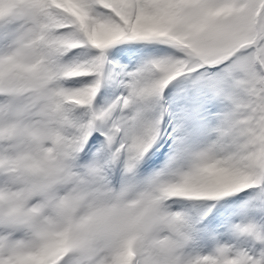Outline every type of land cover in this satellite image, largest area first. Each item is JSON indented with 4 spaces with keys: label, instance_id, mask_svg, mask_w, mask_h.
Masks as SVG:
<instances>
[{
    "label": "snow or ice",
    "instance_id": "1",
    "mask_svg": "<svg viewBox=\"0 0 264 264\" xmlns=\"http://www.w3.org/2000/svg\"><path fill=\"white\" fill-rule=\"evenodd\" d=\"M0 264H264V0H0Z\"/></svg>",
    "mask_w": 264,
    "mask_h": 264
}]
</instances>
